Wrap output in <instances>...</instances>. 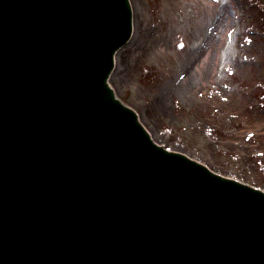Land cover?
<instances>
[{
    "label": "water",
    "instance_id": "obj_1",
    "mask_svg": "<svg viewBox=\"0 0 264 264\" xmlns=\"http://www.w3.org/2000/svg\"><path fill=\"white\" fill-rule=\"evenodd\" d=\"M131 30L128 0H0V264H264V192L108 85Z\"/></svg>",
    "mask_w": 264,
    "mask_h": 264
},
{
    "label": "rangeland",
    "instance_id": "obj_2",
    "mask_svg": "<svg viewBox=\"0 0 264 264\" xmlns=\"http://www.w3.org/2000/svg\"><path fill=\"white\" fill-rule=\"evenodd\" d=\"M130 1L115 95L159 144L264 190V0Z\"/></svg>",
    "mask_w": 264,
    "mask_h": 264
},
{
    "label": "bare ground",
    "instance_id": "obj_3",
    "mask_svg": "<svg viewBox=\"0 0 264 264\" xmlns=\"http://www.w3.org/2000/svg\"><path fill=\"white\" fill-rule=\"evenodd\" d=\"M129 4H130V7H131V11H132V33H133V29H134V26H133V16H134V13H135V9L134 8V5L132 4V2L130 0H128ZM133 7V8H132ZM116 57H117V53H116V56H115V66H116ZM114 66V68H115ZM114 70V69H113ZM166 86V85H165ZM167 95L166 93V90L164 89V92H160L159 94V101L161 102L162 99Z\"/></svg>",
    "mask_w": 264,
    "mask_h": 264
}]
</instances>
